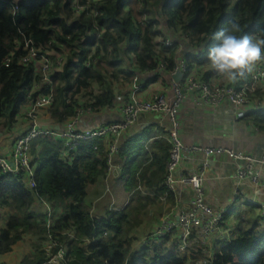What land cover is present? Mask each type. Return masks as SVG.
<instances>
[{
  "label": "trees",
  "instance_id": "16d2710c",
  "mask_svg": "<svg viewBox=\"0 0 264 264\" xmlns=\"http://www.w3.org/2000/svg\"><path fill=\"white\" fill-rule=\"evenodd\" d=\"M89 1L97 15L87 10L75 14L71 0H18L13 14L9 4L0 0V125H12L38 78L34 63L19 61L25 52L21 43L24 36L39 47L64 54L62 67L50 75L51 84L38 83L42 93L53 88L54 100L48 112L58 122L72 116L81 102L95 110L111 105L115 99L113 81L118 78L130 83L134 73L143 71L161 76L156 73L160 62L171 70L177 63L174 54L166 56L167 47L159 48L153 41L156 36L164 38L161 22L168 35L177 33L176 38L189 47L190 51L180 55L188 68L208 60V49L218 43L212 39L213 33L228 28L230 21L238 22L242 33L264 37V0ZM95 24L104 28L100 38ZM14 40L20 45L15 46ZM197 42L202 43L200 47H196ZM10 50H14L11 61L5 66L3 59ZM100 50L98 61L87 66L89 54ZM214 73L210 67L197 76L207 80ZM248 78L246 73L242 81ZM103 140L84 141L71 162H66L60 157V140L37 138L39 151L32 146V190L25 187L21 174L0 173V208L8 209L5 225L0 228V254L10 252L24 235L32 234L37 239L32 243L33 252L23 256L19 264L42 263L46 215L31 211L34 192L52 206L54 221L48 230L65 246L61 264H264V221L254 204L238 198L227 208L220 224L224 227L231 221V229L215 237L209 254L206 248L191 243L181 250L176 231L160 239L137 242L131 230L141 222L139 215L145 208L141 197L116 209H110L109 194L93 204L86 199V187L106 173ZM168 152L165 132L157 124L129 127L120 135L118 151L112 158L121 169L116 175L111 173V182L122 181L127 191L140 186L157 199L164 190ZM141 164L144 168L137 180L133 172ZM168 197L172 202V194Z\"/></svg>",
  "mask_w": 264,
  "mask_h": 264
},
{
  "label": "built area",
  "instance_id": "2783aa9c",
  "mask_svg": "<svg viewBox=\"0 0 264 264\" xmlns=\"http://www.w3.org/2000/svg\"><path fill=\"white\" fill-rule=\"evenodd\" d=\"M3 1L9 4L14 14L18 8L16 4L18 0ZM71 6L75 14L87 10L97 15L94 5L89 0H71ZM95 29L96 36L100 38L104 28L95 24ZM155 40H159L156 43L159 48L173 46V40L169 37L156 36ZM21 43L25 52L20 56L19 61L21 63H34L38 78L27 95L29 108L26 111V117L30 120V126L15 138L9 156L0 154V173L21 174V178L26 175L27 183L33 189L35 187V171L30 146L40 136H49L60 140L62 142L60 157L66 162L72 160L70 157H73L84 141L97 138L106 139V172H111L113 169V171H119L121 166L112 164V156L118 151L120 135L133 126L142 114L164 112L168 115L170 122V127L165 131V136L169 143V152L165 161L164 190L158 196V199L159 201L167 200L169 194H173L177 189L189 190L191 193L187 191L188 195L181 204L177 202L158 218L152 232L145 236L146 241L144 242L153 238H163L176 231L181 239V250H184L190 243L207 250L214 236L219 233L220 224L227 207L214 208L207 203L204 195L205 181L202 171L177 173V169L183 160L191 159L195 155H201L205 158L202 163L203 168L207 167L206 159L213 155H223L232 160H245V165L236 169L235 177L238 180L246 178L251 183L264 189V173L261 171V166H264V154L260 158H253L242 150H233L224 146H201L196 143L185 144L180 137L178 120L179 108L188 94L192 96L193 102L196 104L218 105L223 102L227 103L233 109L235 119H243L247 114V109L251 106L250 95L255 90V86L252 83L253 80L264 79V62L256 65L255 70L250 73V80L240 81L238 79L234 84H215L209 80L201 79L192 70L193 67L188 68L182 56H180L171 70H167L165 64L160 62L156 73L166 75L169 80L171 88L170 99H167L165 94L158 93L148 99L139 98L138 93L142 91L144 86L142 80L147 78L149 73L144 71L136 72L130 82L131 88L128 96L121 97L117 101L120 119L81 128L78 126L81 115L84 112L96 109L89 104L81 102L65 126L48 128L40 127L36 121V116L37 110L49 107L53 103L54 92L53 88L50 87L48 92L42 93L38 83L51 84L50 75L53 71L62 67L64 54L62 52L54 53L52 50L39 47L30 37L24 36ZM14 44L15 46L20 45V41L14 40ZM201 44V42H197L196 47H200ZM96 46L101 48L98 43ZM13 51L10 50L4 57L3 64L5 66L9 65ZM102 52L100 50L97 54H89L85 64L89 66L96 63ZM177 74L179 76L176 79L175 76ZM35 92L36 95L33 96ZM41 202L48 204L47 201L42 199ZM52 212L51 207H48L45 213L47 231L42 247L44 259L41 264H61L64 259V244H59L57 238L48 230L54 221L51 217ZM258 214L264 221V201L259 205ZM68 235L72 236L71 233H68Z\"/></svg>",
  "mask_w": 264,
  "mask_h": 264
},
{
  "label": "crops",
  "instance_id": "0c3cea01",
  "mask_svg": "<svg viewBox=\"0 0 264 264\" xmlns=\"http://www.w3.org/2000/svg\"><path fill=\"white\" fill-rule=\"evenodd\" d=\"M172 39H176L172 47L164 49L166 56L174 54L176 62L180 58L181 54H185L190 51L183 41H179L173 35H169ZM169 36H165L169 37ZM155 41V40H153ZM159 41V40H158ZM164 48V47H162ZM202 64H194L192 70L200 76ZM209 66V65H208ZM208 69V68H207ZM205 69V70H207ZM199 70V71H198ZM204 71V70H203ZM218 74H213L207 80L215 83L234 84L235 82H228L223 77H219ZM150 78L148 83L145 80ZM244 78V77H243ZM251 79L250 73L248 80ZM243 79L241 78L240 81ZM246 80V79H245ZM244 80V81H245ZM144 86L142 91L138 93V97L141 99H148L152 95L165 94L167 99L171 97V88L169 80L164 76H151L148 74L144 79ZM252 82V81H251ZM255 86L254 92L250 95L251 106L247 109L246 116L241 120H236L234 117L233 109L227 103H220L218 105H209L205 103L196 104L193 102L192 96L188 94L186 99L182 102L179 112V133L182 141L185 144H199L201 146H224L233 150H242L253 158H260L264 154V79L253 80ZM130 83L124 82L121 78L113 81V89L115 93V99L111 105L100 107L94 111L84 112L81 115L78 126L81 128L89 127L102 122H109L112 120H118L121 118L120 111L118 109V100L121 97H127L130 91ZM27 102L17 114L15 121L10 127H3L0 125V154L9 156L12 144L15 138L26 131L30 126V120L26 117V111L29 108ZM110 107V108H108ZM49 107H44L37 110L36 121L40 127H63L69 121L70 117L63 122L55 121L50 117L48 112ZM148 124H157L165 132L170 126L168 115L164 112H150L145 113L138 118L133 127L142 128ZM125 132V131H124ZM123 132V133H124ZM122 133V134H123ZM166 135V133H165ZM36 140V139H35ZM35 140L30 146V153L33 157L32 146L35 151L38 152L40 144ZM106 139L103 140L105 145ZM115 153L113 154V156ZM112 156V158H113ZM71 159L73 157H70ZM207 160V167L202 166L205 158L201 155H195V157L183 160L177 169V173L180 172H203L204 176V195L207 203L214 208L217 207H229L237 198L241 202H249L255 205V212L258 215V209L261 202L264 201V189L251 183L248 179L238 180L235 177V172L238 167L245 165V160H232L223 155H213ZM71 162V160L69 161ZM113 165H117L113 163ZM144 165H138L133 172V177L139 179ZM114 170V169H113ZM106 172L105 175L97 181L95 184L86 187L87 197L86 199L93 204L100 196L109 194L111 198L110 209H116L120 205H125L130 199L136 202V197H141V201L145 203V208L140 212L141 222L138 226L143 225L148 217L157 215L155 221L164 212L169 210L177 202L182 203L186 198L189 190L177 189L173 194V201H169V197L165 201H159L152 197L151 192H146L141 189L140 186L132 190H126L124 183L118 181L116 183L111 182V173L117 174V171ZM261 171L264 173V166H261ZM22 181L28 189L32 190L27 183V176H22ZM138 192H140L138 194ZM34 201L31 205V211L35 213L45 214L47 208L52 206L48 202H41L36 194L32 193ZM148 195L149 197H147ZM50 204V206H49ZM156 207L157 210L154 208ZM155 209V210H154ZM155 211V212H154ZM8 209L0 208V228L4 227L7 218ZM152 223L153 229L156 222ZM137 226V227H138ZM231 229V221L224 227L219 228L217 235L222 236L225 232ZM213 239V240H214ZM36 236L32 234L24 235L23 240L13 246L10 252L0 254V264H19L21 258L29 253L33 252V242H36ZM45 240L43 241V243ZM213 242V241H212ZM42 243V245H43ZM212 244V243H211ZM206 250L209 254L210 248Z\"/></svg>",
  "mask_w": 264,
  "mask_h": 264
},
{
  "label": "clouds",
  "instance_id": "9594fccd",
  "mask_svg": "<svg viewBox=\"0 0 264 264\" xmlns=\"http://www.w3.org/2000/svg\"><path fill=\"white\" fill-rule=\"evenodd\" d=\"M212 39L218 43L208 49V61L211 69L228 82L243 78L264 62V37L242 33L236 21L214 32Z\"/></svg>",
  "mask_w": 264,
  "mask_h": 264
},
{
  "label": "rangeland",
  "instance_id": "374dc122",
  "mask_svg": "<svg viewBox=\"0 0 264 264\" xmlns=\"http://www.w3.org/2000/svg\"><path fill=\"white\" fill-rule=\"evenodd\" d=\"M159 27H160V30L164 33L163 34V36L165 37V36H169L168 35V33H167V29H165V25H164V23L163 22H161L160 23V25H159ZM167 30V31H166ZM175 37H177L178 36V34L177 33H175ZM158 37H162V36H158ZM154 40H155V38H154ZM155 42V44L156 43H158V40L156 41H154ZM209 65V66H208ZM211 66H210V62L208 61V60H206L202 65H201V67H200V70L201 71H203V70H205V69H207V68H210ZM215 74H217V73H215ZM219 77H222V76H219ZM96 88V87H95ZM170 127V126H169ZM168 127V128H169ZM156 210H157V208L156 207H154ZM154 209V210H155ZM155 212V211H154ZM156 217H157V215L156 216H154V214H153V216L152 217H148V219L146 220V222L145 223H143V225H141V226H135L132 230H131V234L133 235V237L135 238V240L137 241V242H144V241H146V238H145V236H147L148 234H150L151 232H152V228H151V226H152V223L155 221V219H156ZM160 217V216H159ZM158 217V218H159ZM156 222V221H155ZM145 238V239H144Z\"/></svg>",
  "mask_w": 264,
  "mask_h": 264
},
{
  "label": "water",
  "instance_id": "95a60500",
  "mask_svg": "<svg viewBox=\"0 0 264 264\" xmlns=\"http://www.w3.org/2000/svg\"><path fill=\"white\" fill-rule=\"evenodd\" d=\"M178 76H179V74H177V75L175 76V78L177 79V78H178Z\"/></svg>",
  "mask_w": 264,
  "mask_h": 264
}]
</instances>
